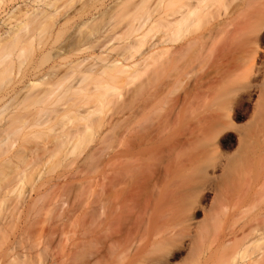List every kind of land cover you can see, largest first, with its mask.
<instances>
[{"label":"bare ground","instance_id":"obj_1","mask_svg":"<svg viewBox=\"0 0 264 264\" xmlns=\"http://www.w3.org/2000/svg\"><path fill=\"white\" fill-rule=\"evenodd\" d=\"M229 2L158 0V5L164 6H142L144 18L138 22L142 24L133 26L122 39L154 16L147 30L130 40L118 57L105 54L99 68H87L89 76L97 74L98 78L92 77L91 87L86 84L76 92L89 90L83 95L85 104H95L85 108L78 122L61 137L67 143L90 133L92 145L85 156L71 161L70 169L50 180H40L32 190L34 197L23 201L22 226L10 232L11 243L8 234L1 243L6 245L7 239L10 243L0 245L1 264L33 259L40 252L44 259L37 264H170L165 246L173 241H192L193 235L199 237V255L207 264L217 246L236 237L237 227L230 221L241 213L243 200L234 188L226 190L217 181L208 212L202 210L229 225L210 239L208 231L202 232L204 225L195 221L200 199L205 197V183L214 178L208 168L221 166L216 162L215 138L233 130L239 136V147L246 149L254 136H264V82L255 86L258 76L262 74L264 79V52L258 47L264 30V0H239L236 6H229ZM29 22L26 19L0 36V66L12 54L14 45L9 40L26 30ZM155 33V51L145 56L142 49ZM60 34L56 33L55 41ZM152 79L156 81L152 101L135 109L130 106L128 116L114 109L107 114L112 98L120 96L119 90L138 80L141 85ZM256 88L258 95L253 102ZM155 110L163 115L153 114ZM247 116L251 118L247 125H235ZM17 119L20 122L12 131L1 129L0 145L37 122L29 123L15 111L7 115L5 125ZM260 147L259 156H264V140ZM208 153L214 154L209 165ZM89 158L93 197L67 204L46 229L26 228L36 211L34 199ZM229 159L221 170L222 177ZM2 182L3 194L16 183L15 179ZM251 192L247 187L242 204L252 202ZM249 249L245 244L232 245L218 264L240 263ZM257 252L251 264H264V252L259 248Z\"/></svg>","mask_w":264,"mask_h":264},{"label":"rangeland","instance_id":"obj_2","mask_svg":"<svg viewBox=\"0 0 264 264\" xmlns=\"http://www.w3.org/2000/svg\"><path fill=\"white\" fill-rule=\"evenodd\" d=\"M157 1L0 0V36L24 20H30L26 30H20L17 38L9 40L14 45L12 54L0 66V137L3 127H7L10 132L20 122L17 119L5 125L7 115L11 112L18 111L21 118L27 119L29 123L37 121L17 136H12L8 143L0 145V186L4 184L2 181L15 179L16 182L12 186L15 190L11 188L14 191L9 194L10 189L6 196L4 191L1 192L3 186L0 189L1 246L7 234L10 237L14 229L22 226V216L25 213H22L24 210L21 208L23 201L30 196L31 199L34 197L32 190L38 182L42 179L50 180L63 169H70L71 161L85 156L92 145L90 133H82L77 140L67 143H63L65 140L61 137L62 132L78 122V116L85 108L95 104L94 101L85 104L83 95L89 90L76 92L86 84L91 87L92 77L98 78L97 74L89 76L87 68H99L104 63L100 58L105 54L112 58L118 57L130 40L145 32L151 21H154V16L136 33L126 40L122 39L133 26L142 24L138 23L144 18L142 6H164L162 3L158 5ZM238 2L239 0H230L229 6H236ZM59 31L61 34L55 41V35ZM156 36L157 33L153 34L143 47L145 56L155 51ZM258 47L259 51L264 52V30ZM154 79L153 82L149 80V83L141 85L138 80L127 89L119 90L120 96L112 98L107 114L114 109L118 112L122 110L128 116L127 109L130 106L135 109L152 101L156 82ZM262 82L264 79L261 74L255 86L261 87ZM257 91L258 88L253 93V102L258 95ZM51 92L53 94L46 100ZM155 112L156 110L153 114L163 115ZM250 120L247 116L236 120L235 125L242 127ZM238 137L235 131L226 130L215 138L216 162L221 166L213 170L208 168V172L214 177L211 179L215 180L210 179L205 183V197L200 199L201 209L195 213V221L204 225L202 232L208 231L210 239L215 232L229 225L224 219H215L212 212L205 213L202 210L203 208L208 212L212 204L216 181L220 184L218 186L226 190L234 188L243 201L246 189L250 186L253 200L249 204H244V201V205L240 201L241 213L230 221L237 227L236 237L217 246L207 264H218L232 245L239 247L245 244L250 248L246 256L238 260L240 263L232 264H251L258 248L264 252V238L253 242L264 237V156H259L264 136H254L246 149L239 147ZM213 156V153L207 154V165ZM227 159L231 163L226 176L222 177L221 170H224ZM92 183L89 158L61 183L52 182L50 187L43 189L42 194L34 199L36 211L30 215L26 228L46 229L51 218L59 214L67 204L78 198L91 199L94 195ZM221 214L220 212L219 216ZM7 240L8 243L4 242L6 245L11 243L12 237L9 239L10 243ZM1 246L0 248L4 247ZM200 248L199 237L193 235L192 241L185 239L181 244L178 241L169 243L165 246V252H169L167 258L170 264H204L206 259L200 258ZM34 256L33 259L19 258L8 264H37L44 259L42 252Z\"/></svg>","mask_w":264,"mask_h":264}]
</instances>
